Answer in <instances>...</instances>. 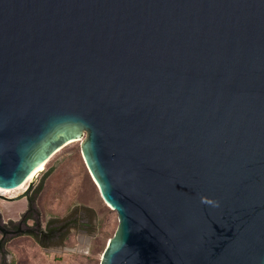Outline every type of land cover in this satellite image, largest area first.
<instances>
[{"label": "water", "instance_id": "1", "mask_svg": "<svg viewBox=\"0 0 264 264\" xmlns=\"http://www.w3.org/2000/svg\"><path fill=\"white\" fill-rule=\"evenodd\" d=\"M76 140L100 264H264V0H0V187Z\"/></svg>", "mask_w": 264, "mask_h": 264}, {"label": "rangeland", "instance_id": "2", "mask_svg": "<svg viewBox=\"0 0 264 264\" xmlns=\"http://www.w3.org/2000/svg\"><path fill=\"white\" fill-rule=\"evenodd\" d=\"M41 183L39 206L45 218H61L82 206L94 209L96 224L91 242L83 245L76 235H72L62 248L48 249L31 235L24 234L4 241L0 264H100L103 251L119 225V216L101 196L83 157L82 140L67 144L48 160L45 168L37 174L33 186L39 187ZM29 184L8 195L22 193ZM0 207L4 219L18 217L26 207V200L1 199Z\"/></svg>", "mask_w": 264, "mask_h": 264}, {"label": "flooded vegetation", "instance_id": "3", "mask_svg": "<svg viewBox=\"0 0 264 264\" xmlns=\"http://www.w3.org/2000/svg\"><path fill=\"white\" fill-rule=\"evenodd\" d=\"M40 191L37 186H33L29 197L25 198L26 207L20 211L19 216H10L6 219L5 227L8 231L2 244L4 245V241L8 238L11 240L28 234L48 249L62 248L72 235H76L83 245H89L96 224L95 214L91 207L74 208L61 218L51 216L45 218L39 206ZM0 251L4 253L1 248Z\"/></svg>", "mask_w": 264, "mask_h": 264}, {"label": "bare ground", "instance_id": "4", "mask_svg": "<svg viewBox=\"0 0 264 264\" xmlns=\"http://www.w3.org/2000/svg\"><path fill=\"white\" fill-rule=\"evenodd\" d=\"M74 142V141H73ZM71 143V142H70ZM48 161H46L45 163H43V164H41V165H39L38 167H37V169L35 170V172L33 173V175L29 178V179H27L25 182H23L21 185H19L18 187H16V188H14V189H6V188H3V187H0L1 188V190H2V192H0V193H4V194H11V193H13V192H16V191H18V190H20V189H23V188H25L26 187V185L39 173V171L41 170V169H43L44 167H45V165H46V163H47ZM91 173V172H90ZM93 177V176H92ZM95 180V179H94ZM70 249H75V248H70Z\"/></svg>", "mask_w": 264, "mask_h": 264}, {"label": "trees", "instance_id": "5", "mask_svg": "<svg viewBox=\"0 0 264 264\" xmlns=\"http://www.w3.org/2000/svg\"><path fill=\"white\" fill-rule=\"evenodd\" d=\"M42 185H43V183H41V185L38 187V190H41L42 189ZM91 209L94 212V209L93 208H91Z\"/></svg>", "mask_w": 264, "mask_h": 264}, {"label": "built area", "instance_id": "6", "mask_svg": "<svg viewBox=\"0 0 264 264\" xmlns=\"http://www.w3.org/2000/svg\"><path fill=\"white\" fill-rule=\"evenodd\" d=\"M0 192H2L1 188H0Z\"/></svg>", "mask_w": 264, "mask_h": 264}]
</instances>
